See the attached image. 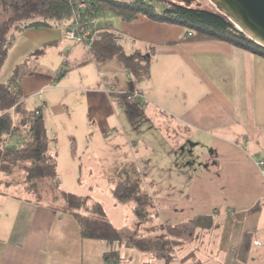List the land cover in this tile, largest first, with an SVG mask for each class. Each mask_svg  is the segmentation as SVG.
Instances as JSON below:
<instances>
[{
	"label": "crops",
	"instance_id": "obj_1",
	"mask_svg": "<svg viewBox=\"0 0 264 264\" xmlns=\"http://www.w3.org/2000/svg\"><path fill=\"white\" fill-rule=\"evenodd\" d=\"M133 22H123L122 31L128 33L120 30L128 38L124 45L130 50L154 48L150 75L136 84L142 93L137 102L169 116L193 137V146L205 149L204 168L194 174L189 195L173 205L162 201L167 208L161 212L168 219L178 214L189 221L211 214L215 225L198 228L204 243L191 256L195 262L188 257L173 264H264V175L256 164L264 154V55L221 39L188 40L183 27L174 23L143 16ZM47 28L29 29L44 34L38 46L63 41L65 26ZM82 58L77 66L85 62ZM90 58L83 81L94 75V65L113 74L126 72L115 59L99 63ZM128 82L126 86L117 77L110 81L111 89L125 97ZM78 87L77 97H88L89 121L102 112L100 107L111 109V96L99 85L87 92ZM60 106L58 111H64ZM108 247L82 237L71 214L0 191V264H110L103 257ZM144 261L134 257L123 264Z\"/></svg>",
	"mask_w": 264,
	"mask_h": 264
},
{
	"label": "rangeland",
	"instance_id": "obj_2",
	"mask_svg": "<svg viewBox=\"0 0 264 264\" xmlns=\"http://www.w3.org/2000/svg\"><path fill=\"white\" fill-rule=\"evenodd\" d=\"M79 1L81 0H76V4ZM172 1L188 4L185 0ZM201 2L199 5L202 7L217 8L211 0H201ZM189 5L199 6L192 2ZM75 8L72 23L74 14H76ZM162 8V2L156 3L158 11ZM83 16L90 17L87 14H82ZM91 18L96 19L95 28H98V23H100L101 26L108 27L116 33V41L123 44L127 41V36H124L122 32L126 35L128 33L122 30L124 29L123 22L128 21H123L115 12L103 11L98 16H91ZM173 25L183 27V38L199 39L194 36L188 38L185 26L176 23ZM51 26L33 25L13 30L8 53L0 65V81H8L16 74L15 78L22 87V97L26 106L28 108L41 106L43 108L42 112L48 133L52 138H56L52 140L51 145L58 152L57 180L59 187L80 195H89L92 200L100 201L108 218L128 236H154L165 232L166 223L185 224L189 229L187 233L183 234V242L175 246L176 260L174 261H180L189 255L195 262L196 257L191 256L195 249L204 243L200 232H198L199 227L193 229L192 222L190 223L189 219L184 220V217L182 218L178 214L171 215V219H168V215H165L161 210L167 208L164 207L166 203L163 204L162 201L169 199L170 204L173 205L182 196L189 195L194 187L192 181L194 174L204 168L202 156L204 147H201L202 145L193 146L191 144L195 142L193 137L183 131L181 126L174 123L169 116L157 112L153 106L140 105L133 100L129 103L138 105L140 109L136 113L128 112L126 97L120 92H116L115 95V91L111 89L110 85V81L116 80L118 77V81L127 86L130 81L127 72L117 70L113 74L109 73V70L98 69L94 65L92 68L94 75L90 74V78L81 80L85 71H89L87 67L91 66L92 46L89 48L85 40L68 37L66 31L69 26H59H65L66 38H62V42L44 43L42 46H38L41 42L39 40L44 34L41 33L37 36L34 31L39 27L48 29L47 27ZM32 27L35 30H29ZM96 30L94 29V33ZM40 31L42 32V30ZM75 46L82 50L73 52L72 48ZM151 48L153 47L148 46L140 49L148 51ZM127 49L130 50V47ZM80 58L85 62L77 66ZM139 80L134 78L132 83L135 85L134 89L142 95L136 86ZM97 85L110 94L111 109L108 111L107 107H100L99 110L101 109L102 112L95 114L93 121H89L87 115L90 114V111L86 110L85 105V100L88 97H77L76 90L80 89L75 88L81 86L87 92V89ZM86 92L78 91L83 95ZM46 103L49 106L47 108L45 107ZM53 104L61 105L60 107L65 110L59 112L57 105L54 107ZM66 106H69V110ZM12 115L15 121L17 115L14 109H12ZM105 116V121L99 120L100 117ZM73 139L74 145L72 144ZM74 149L75 151H73ZM122 164L126 166L134 164L140 170L143 177L142 184L146 186L152 196L153 207L150 210L157 213L148 221L136 220L131 204H115L112 188L120 179L117 167L123 168L125 165ZM257 166L259 167L258 164ZM15 189V187L0 186V191L10 194H14ZM190 200H192V196ZM62 204L63 200L60 199L57 205ZM120 249L123 256L130 259L135 257L136 262L141 261L143 257L146 260L153 259L149 253L126 244L121 245ZM199 254L204 256L202 252ZM155 260L158 264H162L161 259L156 258Z\"/></svg>",
	"mask_w": 264,
	"mask_h": 264
},
{
	"label": "trees",
	"instance_id": "obj_3",
	"mask_svg": "<svg viewBox=\"0 0 264 264\" xmlns=\"http://www.w3.org/2000/svg\"><path fill=\"white\" fill-rule=\"evenodd\" d=\"M75 1L0 0V65L8 53L13 30L33 25L68 27L72 24ZM87 1L88 5L82 14L90 17L98 16L103 11H113L123 21L128 22L143 16L158 22L181 24L185 26L188 38L194 36L199 39H225L264 55V46L239 30L218 8L191 6L172 0ZM159 1L162 2L163 8L158 11L156 3ZM95 29L97 30L94 33L91 52L96 61L104 63L115 59L128 73L130 81L150 75L153 48L148 51L140 48L128 50L123 43L115 40L116 33L110 28L99 26L98 23V28ZM15 75L8 81H0V186L15 187L13 195L20 199L38 205L47 204L74 216L82 237L108 244L103 257L110 264H123L131 260L122 255L120 246L123 244L149 253L153 259L146 260L143 264H158L156 258L161 259L162 264L176 262L175 246L183 242V234L189 229L185 224L166 223L165 232L154 236H128L108 218L100 201L92 200L89 195H80L59 187L58 152L51 145L52 140L56 138H52L48 133L42 107L26 106L22 87L16 81ZM133 88L135 85L131 82L129 89ZM126 106L130 113H136L140 109L138 105L129 102ZM12 109L17 115L15 121ZM72 144H75L74 139ZM120 168L117 167L120 179L112 188L116 202L131 204L136 220H150L157 212L150 210L153 207L152 196L142 184L140 170L134 164ZM60 199L63 204L59 206L57 202ZM191 222L193 229L212 228L215 225L211 214H200L190 220ZM188 257L189 255L183 259Z\"/></svg>",
	"mask_w": 264,
	"mask_h": 264
},
{
	"label": "water",
	"instance_id": "obj_4",
	"mask_svg": "<svg viewBox=\"0 0 264 264\" xmlns=\"http://www.w3.org/2000/svg\"><path fill=\"white\" fill-rule=\"evenodd\" d=\"M201 4V0H185ZM234 25L264 46V0H211Z\"/></svg>",
	"mask_w": 264,
	"mask_h": 264
},
{
	"label": "built area",
	"instance_id": "obj_5",
	"mask_svg": "<svg viewBox=\"0 0 264 264\" xmlns=\"http://www.w3.org/2000/svg\"><path fill=\"white\" fill-rule=\"evenodd\" d=\"M87 5L88 2H86L85 0H81L76 4V14H74V22L67 28L66 33L70 38L85 40L88 47L91 48L94 39L96 19H92L91 17H82V13L85 11ZM140 96L141 94L133 88L125 92V101L133 102L134 100V102H137ZM256 162L260 167L261 173L264 175V156L257 158Z\"/></svg>",
	"mask_w": 264,
	"mask_h": 264
},
{
	"label": "bare ground",
	"instance_id": "obj_6",
	"mask_svg": "<svg viewBox=\"0 0 264 264\" xmlns=\"http://www.w3.org/2000/svg\"><path fill=\"white\" fill-rule=\"evenodd\" d=\"M141 96H142V95H141ZM141 96H140V97H141Z\"/></svg>",
	"mask_w": 264,
	"mask_h": 264
}]
</instances>
